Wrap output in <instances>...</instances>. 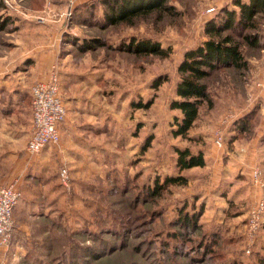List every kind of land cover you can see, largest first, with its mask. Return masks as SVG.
<instances>
[{"label":"rangeland","instance_id":"374dc122","mask_svg":"<svg viewBox=\"0 0 264 264\" xmlns=\"http://www.w3.org/2000/svg\"><path fill=\"white\" fill-rule=\"evenodd\" d=\"M40 1H45L42 13L47 12L48 3L65 10L53 14L64 20L65 29L55 66L61 99L70 102L68 107L75 113L70 119L75 120L71 121L72 133L66 127V136L51 153L55 178L59 180L60 169L66 168L73 183L65 188L59 180L50 198L33 202L30 216L31 211L19 216L18 222L14 217L15 231L9 247L0 251V264H37L46 254V248H41L44 246L47 250L52 247L56 258L53 264H264V237L253 244L248 242L250 202L236 204L234 211L229 209L224 216L211 201L212 183L208 184L206 178L191 179L188 185L171 187L151 200H133L136 193L130 189L174 172L173 146L193 150L201 147L194 141L172 138L167 105L182 54L205 39L206 20L219 16L224 9L238 10L233 0H175L169 2L174 8L172 15L157 18L153 14L134 26L116 27L104 26L105 6L99 4L104 0ZM36 2L0 0V19L10 13L40 21V12L32 10ZM255 21L256 29L243 33L255 41V46L239 39L247 56L244 74L230 69L209 81L213 105L194 128V136L205 135V147L214 143L225 117L235 118L255 106L260 109L258 114L264 112V88L255 87L264 82V14ZM8 28L10 25L0 32V54L16 52L8 42L19 38ZM74 39L77 45L83 44L82 40L97 39L105 46L80 52ZM131 40L157 42L170 54L167 58H139L119 50L120 44L126 46ZM160 75H166L168 82L158 91L147 88ZM137 93L157 99L149 110L131 113L128 104ZM75 100L78 104H74ZM148 138L150 144H146ZM211 147L215 155H221L223 146ZM182 174L204 177L206 171L193 169ZM261 189L257 190L256 201L264 200V188ZM193 202L203 210L197 231L187 238L192 243L176 244L168 236L177 231L173 225L179 219L178 211L186 204L192 214ZM37 216L47 218V227L53 221L55 228L43 246L31 230ZM19 227L25 231H17ZM201 241H214L213 249L203 257L194 250ZM51 259L52 254L47 262Z\"/></svg>","mask_w":264,"mask_h":264},{"label":"trees","instance_id":"16d2710c","mask_svg":"<svg viewBox=\"0 0 264 264\" xmlns=\"http://www.w3.org/2000/svg\"><path fill=\"white\" fill-rule=\"evenodd\" d=\"M171 1L175 0H104L99 4L105 6L104 12L106 16L104 26L116 27L134 26L139 20L150 19L153 14L156 15L157 18H161L160 16L166 14L172 15L173 13L170 12H172L174 8L169 6V2ZM41 2L42 1L37 0V6L32 10H42L45 6V1H43V3ZM233 6L238 10L224 9L220 13L221 16H215L206 20L203 25L205 39L200 44L186 50L182 54L176 70L172 95L167 105V109L170 111L172 118L170 122L168 121V129L172 138L181 142L184 140L194 141L201 147L193 150L190 147L182 148L173 146L175 155L173 161L174 172L166 173L162 178H154L152 183L148 185L142 183L140 187L130 188L131 191L136 193V196L135 194L133 196V200L138 198L144 199L145 197H147L148 200L155 199L160 197L171 187L188 185L191 179H196V176L182 173L189 172L195 168H204L207 165L206 149L208 146L205 147L204 144L205 135L197 134L194 136V128L202 114H205L208 108H212L213 105V95H211L209 81H213L212 78H214L215 75L222 72L224 73V71L230 69L238 71L240 75L244 74V70H246L248 63L246 59L247 56H245L243 52L239 39H245L249 45L255 46V41L245 36L243 33L256 29V18L264 14V0H233ZM25 22L24 18H19L14 14H4L3 18L0 19V32L9 25V31L11 33L15 32L17 28L25 24ZM77 42V40H73L74 45H77ZM82 42L83 44L77 45L80 52H89L98 47L102 48L105 46L104 42L98 41L97 39L82 40ZM121 49L139 58L151 56L167 58L170 54L169 50H165L157 42L149 40L140 42L131 40L126 46L123 43L120 44L119 50ZM167 82L168 77L166 75H160L148 84L147 88L158 91L162 85ZM100 83H102V81ZM60 97L62 98L61 92ZM156 99V96L145 98L142 94L140 95L137 93V95L130 100L128 110L131 113L149 110L154 105ZM61 100L65 106V98ZM258 110L259 108L255 106L249 111L241 113L239 117L229 124L222 126H220V124L223 142L231 146L237 140L250 138V136L254 134L259 123ZM63 125L64 122L58 125L59 132L64 129ZM146 144H150L149 138L146 140ZM143 149L145 150L146 148L144 147ZM53 178H55V174ZM70 183H73L72 179ZM198 198L199 197L196 195L194 199L197 200ZM201 207L200 205L197 207L196 202H193L191 208L195 211L190 214L187 211L186 204L182 205V208L178 211L179 219L174 221L173 225L176 227L177 231L172 232V234L168 236L169 240L176 244L179 243L183 245L188 242L192 243L190 242L191 240L187 238L197 231V222L201 216L200 213L203 212V210L200 209ZM196 208H198L197 211ZM225 213L227 214L228 211ZM45 220H47V218L37 216L31 226V230L33 229L35 232L34 237L39 236L37 240L41 242L42 246L46 245L51 230L55 231L53 221L51 223L52 226L47 227ZM13 231H15V228ZM262 237H264V214L255 242L257 240L260 241ZM213 242L201 241L196 246L197 248L194 249L196 254L198 253V255L202 257L208 255L211 249H213ZM163 247L162 249L167 251L164 245ZM41 248H46V254L44 253V255L41 256L42 259L40 258L37 260V264H53L56 258L53 256L52 247H49L48 250L47 246ZM261 249L264 251V243L261 245ZM51 254L52 259L47 262V258L51 257ZM63 254L64 253L61 255L63 256Z\"/></svg>","mask_w":264,"mask_h":264},{"label":"crops","instance_id":"0c3cea01","mask_svg":"<svg viewBox=\"0 0 264 264\" xmlns=\"http://www.w3.org/2000/svg\"><path fill=\"white\" fill-rule=\"evenodd\" d=\"M63 9V6L48 3L46 13H37L40 21L26 16L25 24L12 32L18 35L19 40L8 42L16 52L0 54V185L16 182L21 192V202L14 212L17 222L19 216L24 217L30 211L29 216L33 213L31 208L34 201L50 198L53 195V185L59 184L52 172L55 160L53 161L51 152L54 147L46 148L38 155H31L26 151V145L32 132L30 90L34 83L46 80L51 70L57 68L55 61L61 51L65 29H62L64 20L53 14L56 11L60 14L65 11ZM260 82L255 87L263 89L264 82ZM69 103L68 101L65 105L67 115L64 129L60 132V141L66 136V127L68 133H72L71 121L75 119L70 117H75V113L68 107ZM74 104H78L76 100ZM237 117L239 116L234 119ZM258 117L259 123L250 138L237 140L231 146L224 143L220 156L214 154L212 142L206 149L207 165L195 168L206 171L204 177L196 176L197 181L206 178L208 184L212 183L211 201L216 208L221 209L224 216L226 211L235 209L239 203L250 202V209L258 198L257 190L262 191L253 184L251 176L252 171L257 168L264 183V112L258 114ZM62 147L68 153L67 146ZM261 196L263 198L264 194ZM19 230L25 231V228L19 227L17 231Z\"/></svg>","mask_w":264,"mask_h":264},{"label":"built area","instance_id":"2783aa9c","mask_svg":"<svg viewBox=\"0 0 264 264\" xmlns=\"http://www.w3.org/2000/svg\"><path fill=\"white\" fill-rule=\"evenodd\" d=\"M70 11L66 13L67 16ZM30 93L32 132L26 145V151L31 155H38L44 149L55 148L60 144L58 125L65 121L67 115V110L60 97V79L57 69L53 68L46 80L34 83ZM233 120L234 117L229 115L225 117L222 125H227ZM214 144L219 148L223 146L221 130L216 132ZM251 176L254 185L264 188V183L260 178L261 173L257 168L252 171ZM59 180L65 188L69 187L70 178L66 168L60 169ZM20 199L21 192L16 182L0 185V251L6 250L11 243L14 229L13 213ZM263 214L264 200H258L250 207L246 221L249 244L255 242Z\"/></svg>","mask_w":264,"mask_h":264}]
</instances>
